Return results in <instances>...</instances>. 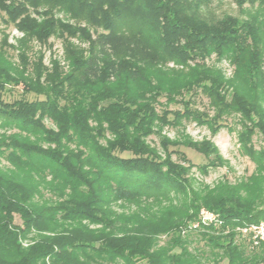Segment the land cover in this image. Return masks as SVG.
I'll use <instances>...</instances> for the list:
<instances>
[{
  "label": "trees",
  "instance_id": "trees-1",
  "mask_svg": "<svg viewBox=\"0 0 264 264\" xmlns=\"http://www.w3.org/2000/svg\"><path fill=\"white\" fill-rule=\"evenodd\" d=\"M207 2L0 0L24 35L43 41L58 31L86 44L66 46L64 67L28 73L0 49V90L23 94L0 96V264H264V241L253 245L240 232L264 222V0H238L243 18L191 22L186 10ZM209 60L226 61L231 76ZM165 72L182 80L161 84ZM199 94L211 116L193 117ZM161 99L181 110L159 112ZM233 114L254 165L234 185L188 192L187 171L145 141L161 123L194 118L219 129ZM202 209L218 225L199 222ZM194 232L209 255L190 249Z\"/></svg>",
  "mask_w": 264,
  "mask_h": 264
},
{
  "label": "rangeland",
  "instance_id": "rangeland-1",
  "mask_svg": "<svg viewBox=\"0 0 264 264\" xmlns=\"http://www.w3.org/2000/svg\"><path fill=\"white\" fill-rule=\"evenodd\" d=\"M237 1L208 0L205 5L199 8L186 10V14L191 22L201 25L216 24L226 15L243 18L244 11L242 10L245 6L240 10ZM43 10V8H40L39 12ZM35 18L41 20V17L36 16ZM54 18L73 24L72 20L69 21L62 12H54ZM67 36L57 31L47 39L39 41L34 37L21 33L15 25L7 21L5 16L0 13V49H2L3 57L10 65L17 67L18 70H22V67L26 68V73L32 71L35 67L50 68L52 63L64 67L66 65L65 48L68 44L76 48H86L85 43L80 42L77 38ZM208 64L223 72L225 77L231 76V67L226 61L214 62L209 60ZM158 78L161 84L170 86L178 85L182 80L179 74L169 72L160 74ZM0 96L8 101L22 97L21 86H6L3 90H0ZM28 97L32 99L33 96L28 95ZM187 97H185V100ZM190 101L192 102L189 108L196 111L192 112L193 117L198 114L207 116V113L209 116L212 115L207 99L203 95L199 94L192 97ZM160 103L157 108L159 112L165 107L171 111L181 110L182 107L179 104L166 106L163 99L160 100ZM168 117L171 119V116ZM237 120L238 117L233 114L223 121L225 126L212 129L199 119L194 121V118H181L173 124L161 123L156 125L152 129V134L147 136L145 141L162 159L170 158L172 162L187 171L185 173L189 184L188 192L210 191L217 187L234 185L253 172L254 165L238 143L237 135L240 131V123ZM45 125L51 127L48 121H45ZM252 142L256 149L263 143L257 135L253 136ZM195 150L204 151L206 157ZM168 151L173 152L169 153ZM216 155L221 160L218 164L215 163ZM190 163L194 164V167H190ZM199 165H205V171L197 168ZM14 222L16 224L20 223L17 216H15ZM225 233L223 232L221 235L223 236ZM167 238L164 235L160 236L158 239L159 244L165 242ZM187 239L191 242L190 249L197 248L206 255L210 254L204 241H201L197 236V232L189 234ZM235 239L237 243L245 244V250L248 253L250 249L246 247L247 244L243 241L244 239H240L239 236ZM211 262L210 258L205 264H211Z\"/></svg>",
  "mask_w": 264,
  "mask_h": 264
},
{
  "label": "built area",
  "instance_id": "built-area-1",
  "mask_svg": "<svg viewBox=\"0 0 264 264\" xmlns=\"http://www.w3.org/2000/svg\"><path fill=\"white\" fill-rule=\"evenodd\" d=\"M199 222L201 223H213L218 224V221L215 220L214 215L208 213L205 210H200L199 212ZM198 223L192 225L193 228H196ZM241 235L247 237L253 245H258L264 241V222L260 221L254 224H248L240 229Z\"/></svg>",
  "mask_w": 264,
  "mask_h": 264
}]
</instances>
